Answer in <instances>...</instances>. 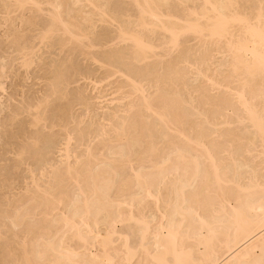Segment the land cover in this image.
<instances>
[{"label": "bare ground", "instance_id": "6f19581e", "mask_svg": "<svg viewBox=\"0 0 264 264\" xmlns=\"http://www.w3.org/2000/svg\"><path fill=\"white\" fill-rule=\"evenodd\" d=\"M105 1L71 3L84 20L115 24L109 55L90 54L105 79L124 78L119 95L81 75L95 90L77 87L82 112L48 119L53 96L68 95L61 82L12 110L10 125L24 116L27 130L4 154L27 174L2 208L12 228L0 221V240L4 227L15 236L0 242V264H264V0H130L136 12L121 16ZM26 3L39 6L14 4ZM46 3L52 22L41 42L55 30L90 41L59 0ZM186 36L195 43L183 50ZM24 51L27 69L34 48ZM215 53L227 57L218 72ZM131 64L144 69L131 74Z\"/></svg>", "mask_w": 264, "mask_h": 264}, {"label": "rangeland", "instance_id": "374dc122", "mask_svg": "<svg viewBox=\"0 0 264 264\" xmlns=\"http://www.w3.org/2000/svg\"><path fill=\"white\" fill-rule=\"evenodd\" d=\"M38 1H39V6L38 5L35 6L33 3L31 4L26 3L27 5L19 9L14 4L15 0H0V75H1L0 82L3 83L2 85L5 88V90L3 91L0 90V111L2 110V113H0V119H2L0 122V129L2 131V133L0 131L1 139H2L1 140L2 143L0 142L1 143L0 151H2L0 153V157H1L0 158V213L2 212L4 207L7 206L8 199L12 200L14 199L13 197L18 196L21 193L20 186H23V177L27 174L26 165L20 164L19 168L16 169L14 168L13 164H9L10 161H12V159L11 160L9 159L11 155L7 153V156H9V158L5 155L6 154L5 151L6 149L9 148V145L14 143L15 145L16 144L18 145L19 144L18 138L20 137V135H22L24 130H27L26 123L28 121V118H25L24 116L18 117L16 119L17 121L13 122L12 125L13 127L10 125L9 119L12 115L11 112H13L14 110L15 111L20 110L21 107H24L28 103L29 104L35 103L39 98L42 99L43 96L48 94V92L50 91L51 88L50 83L61 82L63 86L68 84L66 92L68 91L69 93L67 92L68 95L66 96V98L55 99V96H53L52 99L54 101L51 99V103H50L51 105L49 104L47 108L48 109L47 117L50 120L53 119L57 120L59 119L60 116L65 118L66 116H68L70 112L69 110L73 111L75 114L85 110V107L83 105L85 101L82 98L80 99L79 98L80 96H78L79 94L77 93L79 89L83 91H85L86 89V93L84 94H88L89 96L90 95L92 96L93 93H95L94 92L95 90L92 92L87 91L92 86V84L90 83V80L88 79L84 80L81 75H91L93 78L103 79L100 83V88H98V90L101 92L105 91L104 93L108 94V96H106L107 98H111L119 95L118 92H115L117 88L116 86L121 85L122 81L124 80V78L119 77V75H116L117 78L116 76L115 77L113 76L111 78L105 79L103 76H105L106 72L108 73L109 70L99 67V65L94 62L91 56V54L92 55L95 54V56L97 55V57L103 58L109 55L108 50L110 48V45L108 44V42H110L111 38L115 36L116 33L115 24H108L107 22H99L97 20V17L96 16L94 17L93 15L91 16L93 18L92 19L93 21L84 20L82 18L83 13L80 14L79 12L80 8L77 5H73L71 3V0H59L62 4L61 15L64 16V19L74 24L76 28L79 26V28H81L80 30L87 32L89 34L90 41H92L93 44L95 43V45L97 44V46L95 48L94 47L89 48V45L91 43L86 39L82 41L84 45L76 41L75 42L70 41L69 43L66 39L67 36L64 35L59 30H57V32L55 30V32L52 35L53 37L51 36L48 40L46 39L47 41L44 40L43 42H41L39 40V35L41 34V31L46 29L52 22L51 21L52 11H50V9L52 10V8L48 6V4L46 3L52 0H38ZM105 2L107 4V9H109V12H112V14L114 15L118 14L116 16L119 15L121 16L123 15V13L124 15L134 14L136 12L130 0H106ZM169 6H170L169 8L171 10H174L175 13L178 14L182 13L181 6L177 5L176 2H170ZM39 7L42 9H40ZM91 10H92L91 7L84 8V11L90 12ZM122 19H126V17ZM149 35L148 37H151V35L150 36ZM156 36L160 38V35L157 34ZM190 37L186 36L185 39L182 40V44H184L183 45L184 47L182 46L181 49L184 50L185 47L188 48L194 45L195 42L193 41L195 40L191 39L192 40L191 41ZM153 38L155 39L156 37L153 36ZM154 42L157 43L156 41ZM86 45H88V47ZM99 45L101 46L99 47ZM33 48H34V53L30 55L32 58V63L27 69H25L20 66V61L22 59L18 58L20 54V53L18 54V52H22V50L23 52H25L24 50L28 52L30 49ZM27 49L29 50L27 51ZM215 55L216 58L214 57L213 60L216 65L213 64L212 68L213 69L215 68L214 70L218 72V68L220 67V65L222 66L224 64L227 57L224 58L223 55L216 53ZM170 59L173 58L172 57L170 58L168 56L165 57L164 60L162 61L163 63L162 65H167L166 62H170V61L172 62V60ZM158 61L155 59L153 60V58H151L148 61L149 66H152L153 69L155 67L157 68ZM115 63L122 68H124L125 66L123 64L125 63L123 60L121 61L117 59ZM131 67L132 69L130 70V72L131 74L134 75L139 73V70L141 71L144 69L143 64L140 65L131 64ZM60 75L63 76L59 77ZM191 79L187 78L188 85H196L198 83H200V86L206 85L203 84L205 82L203 83L201 82L202 80H199L200 82L196 81L193 83V80ZM65 81L67 83H64ZM189 81H191V83ZM62 85L61 87H63ZM77 87L79 88L78 90ZM216 92L218 91L214 90L212 93L216 94ZM183 96H186V94L183 93ZM114 99H115L114 101H117V98ZM24 102L26 103L24 104ZM76 102L77 103L81 102L83 104L78 105ZM185 107L188 108L186 104ZM88 122L89 121H86L85 125H87ZM56 137L58 138V139L56 138V141H59L60 137L58 136ZM3 143L6 144V146ZM7 159H9V161ZM4 160L5 162H3ZM1 214H0V221L1 222L3 221L4 224H6L5 225L6 227L10 226L11 229L12 228L10 225L11 223H9L10 219L7 218L4 214H2L3 216ZM2 223L1 226L3 227L4 224L2 225ZM7 228L4 227L1 229L2 230L1 232L4 233V236L7 239L2 238L0 242L4 240H7L9 242L15 236V234L9 231ZM7 260L8 259H6V262Z\"/></svg>", "mask_w": 264, "mask_h": 264}]
</instances>
